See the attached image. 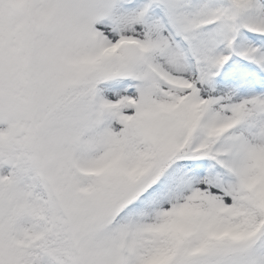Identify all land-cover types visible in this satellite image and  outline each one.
Listing matches in <instances>:
<instances>
[{"label": "snow or ice", "instance_id": "snow-or-ice-1", "mask_svg": "<svg viewBox=\"0 0 264 264\" xmlns=\"http://www.w3.org/2000/svg\"><path fill=\"white\" fill-rule=\"evenodd\" d=\"M0 264H264V0H0Z\"/></svg>", "mask_w": 264, "mask_h": 264}]
</instances>
